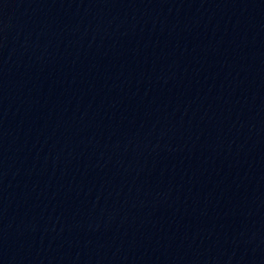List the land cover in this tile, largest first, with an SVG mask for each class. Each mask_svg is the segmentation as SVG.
<instances>
[{"label": "water", "instance_id": "1", "mask_svg": "<svg viewBox=\"0 0 264 264\" xmlns=\"http://www.w3.org/2000/svg\"><path fill=\"white\" fill-rule=\"evenodd\" d=\"M80 264H264V204L186 222Z\"/></svg>", "mask_w": 264, "mask_h": 264}]
</instances>
